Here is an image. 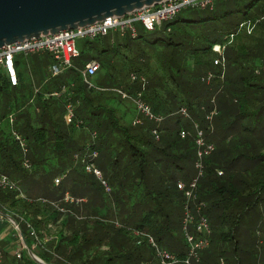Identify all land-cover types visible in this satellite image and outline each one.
<instances>
[{"label": "trees", "instance_id": "16d2710c", "mask_svg": "<svg viewBox=\"0 0 264 264\" xmlns=\"http://www.w3.org/2000/svg\"><path fill=\"white\" fill-rule=\"evenodd\" d=\"M261 14L262 18L264 11ZM177 17L166 24V31L180 23ZM181 21L206 23V20ZM260 27L264 31L263 22L252 35ZM184 33L181 29L180 37L175 40H151L140 33L133 39L113 33L119 41L117 46L137 52V61L132 59L127 65L128 69L133 67L132 73L138 78L135 81L130 78L125 84L119 80H114L115 84L106 81L108 85L100 87L99 92L89 88L80 77V71L90 60L82 68H70L53 78L47 92L42 90L35 97L21 77L19 85L12 86L0 69V175L8 176L18 186V190L0 187V264H39L22 249L17 230L13 227L7 230L8 217L16 221L27 246L46 264H161L149 237L158 248L175 255L180 260L178 264H185L190 245L184 230L181 236L176 233V226L183 228L187 201L178 187L185 180L177 175L181 173L187 178L185 171H197L195 124L204 132L207 142L215 145L214 153L204 159V176L199 182L194 206L189 202L195 221L201 214L211 226V234L207 236L209 247L201 251L198 264H220L221 261L264 264V84L238 77L231 79V74L226 75L221 66L214 64L216 58L213 62H204L211 54L219 56L214 48L226 44L235 33H230L225 43L209 40L207 45L191 53L181 47ZM115 42L106 43L99 50L100 56L93 59L99 63L100 70L108 65L106 54L117 51ZM82 57L80 52L78 58ZM51 60L50 65L52 57ZM155 61L162 68L161 78L151 75ZM215 67L222 71L207 84L203 79ZM140 76L147 81L144 91ZM75 77L81 79L79 85ZM109 78L108 74L106 79ZM64 88L69 91L59 98L50 96L52 93L59 96ZM118 91L132 98L142 92V100L154 115L163 119L160 126L146 118H142L141 125H133L134 118L126 119L130 113L120 114L112 104L113 93L123 99ZM68 104L74 107V117L67 125L64 117ZM183 109L188 117L182 114ZM214 109L217 115L210 121ZM10 117L14 119L13 124ZM79 121L82 124L78 126ZM66 127L86 129L92 136L97 133V139L93 141L91 136L85 145L75 147L67 139L63 130ZM153 129L159 131V140L153 135ZM182 130L191 136L183 139ZM14 133L27 142V153ZM52 145L57 148H51ZM104 148L106 160L100 166L106 172V202L110 212L122 214V222H117L119 226L98 220L92 222L80 206L87 202L84 193L92 190L85 181L86 163L95 166ZM68 151L81 161V171L78 166L75 172L85 186L80 191L76 188L77 193L61 188L70 177L67 167L61 164ZM93 152L96 157H85ZM57 153H61V159ZM53 155V164L61 167L51 175L46 172L47 167L50 169L46 163ZM26 160L30 168L24 165ZM169 167L173 172H167ZM62 177L56 185L55 180ZM53 185L56 192L51 191ZM66 196L74 202H66ZM178 199L183 210L179 225L174 220ZM252 216L256 219L251 220ZM245 219L250 223L249 231L242 230ZM137 232L148 238L136 236ZM192 233L196 238L205 236V233H196V227Z\"/></svg>", "mask_w": 264, "mask_h": 264}, {"label": "rangeland", "instance_id": "374dc122", "mask_svg": "<svg viewBox=\"0 0 264 264\" xmlns=\"http://www.w3.org/2000/svg\"><path fill=\"white\" fill-rule=\"evenodd\" d=\"M263 11H264V0L221 1L216 3L213 10L210 9L200 10L193 8L183 9L178 14L177 17L178 18L177 20H179L180 23L171 26L173 31L171 30V28L167 29V31L165 30L167 23H164L163 26L155 32H146L143 29V27H141L140 25L138 26V30L140 35L147 39L154 40L156 38H164V39L172 38L175 40L180 37L181 29H184L185 33L183 35V40L181 41L182 44L181 47L182 49L185 48L187 51L190 52L193 49L196 48L199 49L202 46L207 45L209 40H216L221 43H225L227 41V38L230 36V33H237L239 24L241 22L248 19L257 20L258 18H261L262 15L261 13ZM181 20L193 21V22L206 20V23L192 24L191 22V23L183 24ZM262 31L263 30L260 27L256 30V32L252 36H248L245 32H242L239 35H236L231 43L227 44L228 46L226 47V49H224L223 52L226 61L224 71L226 75L227 73L231 74L230 75L231 79L232 78L235 79L236 77H238L239 80L245 79L249 82H253L252 80H254V82L256 83L264 84V66H263L264 55H262L264 53V31L263 32ZM113 40L116 41L115 48L117 49V51L116 52L113 51L112 53L106 54V62L109 66L107 65L106 69L99 70L96 76H94L91 79V84L95 87L94 89L97 90V92H99L98 90H101L100 87L106 86L108 85V83L115 84L114 80H119L124 84L128 83L129 80H131L130 78H132L134 73H132L133 67H130L129 70L127 64L128 63L131 64L132 59L134 61H137L135 58L137 56V52L133 51V49L125 48L124 46H120V45L117 46V43L119 41L117 37L114 36L113 32L109 33L107 37L105 36L104 38L100 37V39L97 38L95 40L79 39L77 41L78 50L82 53L83 57L73 60L72 63L73 69L82 68L84 67L85 63L88 60L91 61L94 58H98L100 56L99 50H102L103 47L106 46V43H110ZM243 49L246 52H252V53H245ZM112 50L114 49H111V51ZM211 56L212 57L206 58L204 62H208V61L213 62L214 58L218 57L215 54H211ZM16 61L18 62L19 65L18 67L19 76L22 78L23 82L28 88V91L34 94V97L38 92L42 90L46 91V89H48L49 87L48 85H50V83L52 82V79L55 78L52 77V74L49 70V65L52 62L51 56L46 52L35 53V54L21 53L16 56ZM151 67H152L151 75H156L157 77L161 78L163 71L162 68L159 69L158 65L156 64V61L152 64ZM221 68L223 69L222 66ZM221 68L219 69L218 67H215L213 68L212 71L209 72H212L215 75L220 71L218 73L220 74L222 71ZM108 74L111 76V78L106 79V76ZM74 81L76 85H79L81 83V79L80 78L77 79V77L74 78ZM106 81L108 83H106ZM67 91H69L68 88L67 89L64 88L63 91L60 92V95L58 97L55 96V98H59L62 94H65ZM53 94L55 93L50 94V96H54ZM46 95L47 97H49L48 96L49 94ZM111 96L115 97L114 100L115 104L114 103L112 104L114 107H116L119 110V113L121 112L120 114L124 113L127 115H129L128 113H130V115L127 116L126 119L134 118L133 120H135V118L137 117V110L135 104L129 99H124V98L121 99L120 97H118V95L116 96V94L114 93ZM31 103L32 105H34L35 101ZM55 116L56 114H54L53 118H55ZM65 118L66 117H64V120ZM65 122L67 125L69 124L68 120L67 121L65 120L64 124ZM63 130L68 135L67 139L69 140V142L72 143L75 147H81L91 140L92 135L86 129L81 130V128L77 129V128L66 127ZM188 135H190V133L187 132V136ZM51 142L53 143L54 141L51 140ZM51 148H57V147L55 145H52ZM53 151L54 150H51V152ZM212 154H210L209 156H211ZM72 155L73 153L68 151V153L65 154L64 159H61V153H57V157L61 159V164L67 167L70 174L69 179H67L62 184L61 188L63 189L69 188L75 193H77L76 188H79L78 191H80L85 185H82V181L77 177L78 173L75 172L78 166H79L78 170L81 171V167H80L81 161L80 159L77 160L75 157L73 158ZM54 156L55 155H53L50 161L49 162L47 161L46 163L50 166V169L47 167L48 170H46V172L51 175L55 173L57 170H59L61 167L60 164L58 165L53 164ZM105 160H106V148H104L103 153L97 157L95 162V167L101 173V178L93 174H89V173L85 174V181L88 187H90L92 190L91 193H84L85 197H88L85 198L86 199L85 202L86 201L87 202L85 204L82 203L80 206L82 213L87 214V216L90 217V220L92 222H96L98 220L105 224H107L106 222L108 223L111 222L112 224H116V226H119L117 222H122L123 220L122 214L121 213L117 214L115 210L110 212L106 202V172L100 166L101 162L104 163ZM171 171L173 172V168L169 167L167 172L170 173ZM185 175L187 176V178H183L181 173H179L177 176L180 179H184L185 181H187V182L182 181L183 183L188 184L192 180L191 177L193 175L195 176L198 175V172L197 171L195 172V170L188 172L185 171ZM75 178L77 180H75ZM202 178L203 177L199 179L198 185ZM198 185H197V190H198ZM56 189L57 188L54 185L51 186L52 192H56ZM197 190L195 192V196L190 200L191 207L195 202L194 199L197 195L196 194ZM178 191L181 192L179 189ZM77 195L79 196L82 194H77ZM176 206L177 207L175 209V212H177V216L174 220L179 225L180 223L179 218L182 215V211H183L180 199L176 200ZM202 206H205V204H202ZM87 208L88 210L85 211V209ZM198 215L199 217L201 216V214ZM249 218L253 220L256 219V216H252ZM8 223L9 226L7 227V230H9L11 227L14 228V226L10 221ZM241 227L242 230L245 229L247 231L250 230V223H248L247 219L243 221ZM193 229L194 227L190 226L191 232ZM181 231L183 233V228L181 229L179 226H176V233H178L180 236H181ZM9 232L10 231H7V233ZM258 236H262V234H259ZM220 264H225V262L221 261Z\"/></svg>", "mask_w": 264, "mask_h": 264}, {"label": "built area", "instance_id": "2783aa9c", "mask_svg": "<svg viewBox=\"0 0 264 264\" xmlns=\"http://www.w3.org/2000/svg\"><path fill=\"white\" fill-rule=\"evenodd\" d=\"M221 1L228 0H164L157 5H153L150 7H144L141 10H136L132 13H129L123 17H110L102 22H97L95 25H91L85 28H79L77 30H69L63 31L56 35H48L41 36L40 38H32L30 40H26L24 42L15 43L11 45H7L4 48L0 49V69L7 77L9 83L12 86H18L20 83L18 67L16 56L23 54H35V53H48L52 59L53 64L49 66V70L52 74V77H58L70 68H72L73 60L80 56V51L77 47V41L79 39H90L95 40L100 37H105L109 33H119L121 36L129 35L131 38L135 39L138 37L139 30L138 26L140 25L146 31H154L163 26L164 23H168L173 21L178 14L187 8L200 9V10H213L216 3ZM264 23V16L256 21H245L240 24L239 30L246 32L248 35H252L256 27L259 23ZM232 34L230 36V40L220 46H216L214 50L218 53V57L214 60V64L216 66H222L223 72L225 68V57L223 55L224 49L228 46L227 44L231 43L235 36L238 34ZM100 70V65L96 60H92L86 64L85 68L80 71L83 82L88 85L89 88H95L91 84V79L96 76V74ZM215 75L213 73H208V75L203 79L207 84H209ZM138 76L133 75L132 81L137 80ZM223 78V73L221 75ZM140 81L142 83V91L145 90L147 85L146 78L140 76ZM124 99H130L136 106L137 117L133 120V125H141L143 120L142 118H146L150 121L155 122L158 127L163 122L161 117L154 115L150 106H148L143 100V93H139L135 98H132L127 93L118 91ZM54 96H58V93L53 94ZM66 120L68 123L74 117V107L72 104H68L66 106ZM182 114L185 116H189L186 109L182 110ZM217 115V110L214 109L210 114V121L214 116ZM141 116V117H140ZM10 122L13 124L14 119L10 117ZM82 124V121H79L78 126ZM196 129V163L195 167L198 172V175L189 183L185 184L182 181L178 183L179 189L184 192L186 197L185 204V217L183 220V230L185 233V237L190 245V251L188 256L183 261L185 264H198L200 262V253L201 251L207 249L209 247L210 241L207 238L211 234V226L209 224L208 219L205 216L199 217L197 222L195 221V215L193 214L190 207V200L195 196V192L197 190L198 181L201 177H203L204 172V159L213 153L215 150V145L213 143L207 142L205 138L204 132L200 129L198 124H195ZM153 135L157 140H159V131L157 129L152 130ZM16 140L19 142L22 147L24 153H27L26 147L27 142L17 133H14ZM187 136V132L182 130L181 137L184 139ZM97 139V133H93L92 140L95 141ZM85 157H96V153L86 154ZM24 165L27 168L31 167V164L28 160L24 162ZM86 171L88 173L96 174L98 177H101L100 172L95 168L92 163H86ZM222 175V172H220ZM62 178H57L55 180L56 185H59L63 180ZM0 187L4 190H18V186L15 182H13L8 176L2 175L0 176ZM21 196H23L21 194ZM66 202H74V199L70 196H66ZM63 211V209H61ZM200 207H198V211ZM190 226L196 227V233H205L202 238H196L195 235L190 231ZM14 229H16L14 227ZM202 235V234H201ZM136 236L146 237L143 233H136ZM150 243L152 246L156 248L157 257L160 260L161 264H178L180 260L175 256L170 254L168 251L163 250L157 247L155 241L152 237H149ZM140 243V241H139ZM23 249V247H22Z\"/></svg>", "mask_w": 264, "mask_h": 264}, {"label": "water", "instance_id": "95a60500", "mask_svg": "<svg viewBox=\"0 0 264 264\" xmlns=\"http://www.w3.org/2000/svg\"><path fill=\"white\" fill-rule=\"evenodd\" d=\"M164 0H0V49L41 36L77 30L110 17H123ZM1 214V213H0ZM23 249L39 264H46L27 246L12 218Z\"/></svg>", "mask_w": 264, "mask_h": 264}, {"label": "crops", "instance_id": "0c3cea01", "mask_svg": "<svg viewBox=\"0 0 264 264\" xmlns=\"http://www.w3.org/2000/svg\"><path fill=\"white\" fill-rule=\"evenodd\" d=\"M17 67H19L18 63H17ZM20 77V76H19Z\"/></svg>", "mask_w": 264, "mask_h": 264}]
</instances>
